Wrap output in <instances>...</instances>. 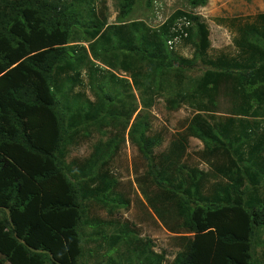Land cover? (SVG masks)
<instances>
[{
	"label": "trees",
	"instance_id": "1",
	"mask_svg": "<svg viewBox=\"0 0 264 264\" xmlns=\"http://www.w3.org/2000/svg\"><path fill=\"white\" fill-rule=\"evenodd\" d=\"M87 1L0 0V254L9 264H83V202L113 184L104 173L84 178L82 169L77 175L78 170L74 173L64 165L67 145L80 130L89 129L87 136L90 128L100 130L125 112L122 92L114 91L118 77L113 74L98 84L94 100L68 102L73 76L79 75L87 58L69 45L80 34L89 41L93 57L107 65L111 64L107 58H114L118 68L129 72L142 92L143 106L153 102L151 95L164 87L169 72L203 70L189 92L177 99L166 96L164 101L168 109L176 110L182 102L199 97L192 103L198 112L190 117L182 140L195 137L202 142L217 181L206 187L209 173L179 164L176 151L155 155L161 139L150 134L145 115L129 124V139L157 190L150 199L157 216L169 226L166 212L174 221L170 231L189 234L182 236L172 264H254L256 228H264V194L258 193L264 186V168L254 160L256 152L247 150L246 155L240 150L242 136L230 137L200 111L208 106L201 96L215 92L220 80L228 77L244 108L261 104L264 15L260 26L251 25L247 33L256 53L245 62L230 63L205 57L208 30L194 15L189 19L195 31L188 37L194 57L188 59L175 55L166 43L171 37L169 23L182 12L153 29L141 21L124 20L135 0H119L120 24H107ZM150 2L146 0V5ZM189 3L202 6L206 0ZM131 113L124 115V127ZM108 145L115 147L112 139ZM95 167L90 166L91 174H97ZM95 182L98 187L89 188ZM116 238L110 236L107 243L113 245ZM136 254L135 264H161L162 255L149 249L138 248Z\"/></svg>",
	"mask_w": 264,
	"mask_h": 264
},
{
	"label": "rangeland",
	"instance_id": "2",
	"mask_svg": "<svg viewBox=\"0 0 264 264\" xmlns=\"http://www.w3.org/2000/svg\"><path fill=\"white\" fill-rule=\"evenodd\" d=\"M87 3L94 8L97 16L103 14L107 24H120L119 0H88ZM84 11H88V5ZM176 12H182V15H178L169 23L168 36L174 35V29L178 27L182 28L186 35H182L169 48L175 55L188 59L194 57L192 40L188 37L193 34L195 27L189 15L196 16L208 30L209 45L205 51L206 58L242 63L248 60L251 53H256L250 46L247 33L252 29L251 25L260 26V17L264 15V0H206L205 5L196 7H192L189 0H151L150 5H146V0H135L131 12L124 20L141 21L154 29L167 22ZM76 36L69 45H72L77 53L84 51L87 58L79 75L73 76V87L68 94V102L72 103L73 98L77 101L94 100L98 84L113 74L118 77L114 91L122 92L121 100L125 110L118 120L108 126L100 130L90 128L87 136H84V132L89 129L80 130L78 136L66 148L64 165L74 173L78 170L77 175H80L82 169L86 175L84 178L88 177L87 175L98 178L100 173H104L108 180L113 181L99 197H90L83 202L84 214L80 227L83 250L81 262L135 264V255L139 248L161 254V264H172L184 242L182 236L189 234L170 231L168 227L174 224L172 218L164 213L168 218L167 226L152 208L150 199H153L157 190L145 176L146 163L130 141L128 130L129 124L137 115L147 116L150 134L161 139L159 146L154 148L155 155L176 151L179 154L176 162L209 173L206 187L217 181L212 176L213 172L204 156L202 142L195 137L182 140L183 130L190 117L198 112L192 103L199 97L195 95L193 102H182L176 110L168 109L164 101L166 96L177 99L189 92L203 70L197 67L184 72H169L164 87L154 90L151 95L153 102L143 106L140 100L142 92L134 86L129 72L118 68L114 58H107L106 61L111 63L109 66L93 57L89 50V41L80 34ZM237 41L242 43L239 45ZM131 64V67H135ZM146 69L147 67L143 66L142 71ZM201 99L207 100L208 106L204 111H200V114L220 130H227L230 137L242 136L245 143L240 150H244L246 155L247 150L256 152L254 160L264 168V96L260 105H245L244 108L241 96L234 89V81L228 77L220 80L215 92L206 97L201 96ZM127 112L132 113L128 125L124 127L123 119ZM111 139L115 147H109L108 142ZM94 164L96 167L93 171H97V174H91L89 170ZM89 185L92 189L98 187L97 182ZM258 193L264 194V186L258 188ZM166 205L165 202L162 204L164 207ZM116 235V242L109 245V237H117ZM0 259L4 264H9L2 254ZM252 261L254 264H264L262 226L256 228Z\"/></svg>",
	"mask_w": 264,
	"mask_h": 264
},
{
	"label": "built area",
	"instance_id": "3",
	"mask_svg": "<svg viewBox=\"0 0 264 264\" xmlns=\"http://www.w3.org/2000/svg\"><path fill=\"white\" fill-rule=\"evenodd\" d=\"M174 35L169 37L166 41L169 47H172L175 41H177L182 35H186V33L182 30V28L178 27V29H174Z\"/></svg>",
	"mask_w": 264,
	"mask_h": 264
}]
</instances>
